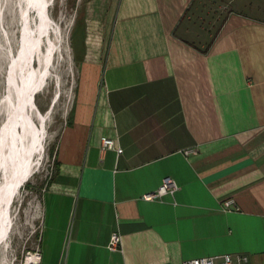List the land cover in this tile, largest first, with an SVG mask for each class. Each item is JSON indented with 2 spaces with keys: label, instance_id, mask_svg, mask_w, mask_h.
<instances>
[{
  "label": "crops",
  "instance_id": "0c3cea01",
  "mask_svg": "<svg viewBox=\"0 0 264 264\" xmlns=\"http://www.w3.org/2000/svg\"><path fill=\"white\" fill-rule=\"evenodd\" d=\"M232 1L201 50L177 32L193 0H87L38 264H264V19L246 11L258 0ZM166 176L175 195L145 199Z\"/></svg>",
  "mask_w": 264,
  "mask_h": 264
},
{
  "label": "rangeland",
  "instance_id": "374dc122",
  "mask_svg": "<svg viewBox=\"0 0 264 264\" xmlns=\"http://www.w3.org/2000/svg\"><path fill=\"white\" fill-rule=\"evenodd\" d=\"M258 1L262 4V10L247 9L246 11L264 19V0ZM232 2V0H193L183 14L178 34L201 50L205 49L209 45L211 36L217 33L224 16L235 7ZM86 5L87 0H54L51 6L54 27H57L59 31L57 33L53 29L52 36L57 41L58 48L51 61L52 72L47 80V85L36 96L41 112L49 113L44 139L45 150L41 167L22 186L21 194L13 202L12 225H10L8 235L0 247L2 264H26L29 254L36 253L39 247L43 215L41 201L47 185L57 172L55 152L59 136L65 125L72 119L80 81L77 62L73 59L75 43L73 40L76 39V42L79 43L80 38L83 37ZM10 8V3L5 6V25L8 28L9 41L0 26V102L1 96L5 92L7 66L5 48L9 44H13L12 47L16 48H14L16 52L20 44V33L16 32L18 27L12 22ZM55 95H59L57 100L54 99Z\"/></svg>",
  "mask_w": 264,
  "mask_h": 264
},
{
  "label": "bare ground",
  "instance_id": "6f19581e",
  "mask_svg": "<svg viewBox=\"0 0 264 264\" xmlns=\"http://www.w3.org/2000/svg\"><path fill=\"white\" fill-rule=\"evenodd\" d=\"M53 1L0 0V26L7 41L5 6L9 3L12 22L20 33L19 49L15 52L13 44L5 48V92L0 102V247L12 225L13 202L41 167L45 150L49 113L41 112L36 96L47 85L58 48L52 36L53 29L59 33L51 15ZM38 263L39 255L31 252L26 264Z\"/></svg>",
  "mask_w": 264,
  "mask_h": 264
},
{
  "label": "built area",
  "instance_id": "2783aa9c",
  "mask_svg": "<svg viewBox=\"0 0 264 264\" xmlns=\"http://www.w3.org/2000/svg\"><path fill=\"white\" fill-rule=\"evenodd\" d=\"M101 148L116 150L118 153L123 151V148L118 146L116 140L111 137H101ZM196 153L195 149H187L185 154ZM179 185L170 176H166L159 187L151 192L145 193L144 198L147 200H163L164 197L170 195L174 196ZM233 202L231 200L224 201V210L232 209ZM236 209H238L236 207ZM108 247L110 250H121V235L118 232H113ZM250 257L246 254H232V253H219L211 256H201L183 261V264H248Z\"/></svg>",
  "mask_w": 264,
  "mask_h": 264
}]
</instances>
